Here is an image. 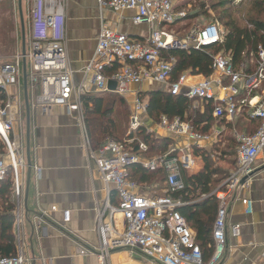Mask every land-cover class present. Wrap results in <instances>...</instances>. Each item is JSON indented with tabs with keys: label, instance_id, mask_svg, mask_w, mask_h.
Returning <instances> with one entry per match:
<instances>
[{
	"label": "built area",
	"instance_id": "1",
	"mask_svg": "<svg viewBox=\"0 0 264 264\" xmlns=\"http://www.w3.org/2000/svg\"><path fill=\"white\" fill-rule=\"evenodd\" d=\"M239 0H233L234 3ZM65 0H32L29 29V52L23 57L15 56L11 61L0 65V91L6 95L5 103L0 105V141L6 148L0 154V182L8 175L14 185L16 200L14 231L17 254L0 258V264H26L21 225L24 198V182L21 171L25 168L20 147L14 138V124L19 122L20 101L13 99L10 90L22 83V60L29 62L27 78L32 86L31 106L43 113L56 107H66L83 120L82 97L88 95L87 86L95 94L112 93L122 99L130 98L132 115L129 132L135 135L141 128L152 125L147 116V100L142 99L141 87L145 84L165 88L172 96L182 91L193 102L194 109L205 111L210 105L211 117L216 121L233 122L244 109L249 117L259 121V128L252 135L235 134L237 141L236 166L221 187L210 195L215 197L218 209L213 224V253L204 262L196 235L178 212L188 202L173 199L168 194L184 189L183 173L194 175L200 169V162L193 154L209 150L220 131L200 134L191 129L187 122L175 117L169 120L161 116L157 129L171 141L166 153L146 157L147 145L138 142L134 151V138L123 141H108L93 148L86 138L87 161L99 175L107 190L113 187L117 195V206L106 205L97 211L96 233L98 237L97 255L105 258L116 250H127L140 255L150 264H220L226 250L228 207L240 189H246L253 171L252 165L264 147V48L257 52L256 68L251 73L233 71L230 59L222 54L213 58V75L200 82L189 84L193 76L181 75L177 81L170 82L174 59L169 61L161 56L162 51L195 50L203 51L206 46L221 42L222 34L216 23L194 27L181 40H177L167 27L185 17L184 12H176L171 0H98L100 11H134L132 22L146 25L150 32L144 41L131 40L126 34L102 27L97 37L93 56L84 69L80 85L74 82V73L69 68L67 56ZM86 77V78H85ZM88 77V78H87ZM109 82L115 84L109 91ZM227 82V83H226ZM132 87H136L132 90ZM255 101V102H254ZM254 102V103H253ZM210 103V104H209ZM145 117L147 123H143ZM147 133L150 135L154 132ZM155 134V133H154ZM159 139V135H151ZM139 166L149 172L163 170L166 175L165 196H151L129 179L128 169ZM37 179L41 170L37 169ZM10 173V174H9ZM246 214L251 213V202L245 200ZM108 209L110 220L105 223ZM121 217L120 230L112 217ZM63 221H69V212H63ZM232 235H239L237 226L231 228ZM78 256L89 255L88 251L77 249ZM46 264V260H42ZM264 264V261L263 263Z\"/></svg>",
	"mask_w": 264,
	"mask_h": 264
},
{
	"label": "crops",
	"instance_id": "2",
	"mask_svg": "<svg viewBox=\"0 0 264 264\" xmlns=\"http://www.w3.org/2000/svg\"><path fill=\"white\" fill-rule=\"evenodd\" d=\"M64 10L68 65L74 73L76 85H80L84 78V69L93 56L102 27L126 34L131 40L137 41H144L150 32L148 26L132 22L134 11H100L98 0H66ZM203 78L193 76L188 83H198ZM87 88L90 93L83 97L114 96L112 93L95 94L93 88ZM156 88L159 87L145 84L141 92H151ZM135 89L132 87V90ZM82 107L84 117L83 102ZM31 108L32 170L27 211L23 207L21 225L26 264H43L42 260H46V264H150L140 255L127 250L112 251L102 262L96 253L97 211L106 205L117 206L116 191L113 187L109 190L105 188L98 173L87 161L84 146L88 135L84 121L67 108L56 107L44 113L37 107ZM219 122L224 125L233 123ZM152 125L154 128L148 131L155 134L151 135L165 139L161 138L164 133L157 129L156 123ZM18 128L19 123H15L13 136L20 144ZM217 130L220 134L206 152H211L224 133L223 126L215 125L209 134L213 135ZM196 159L202 168V160ZM37 169L41 170L39 179ZM252 169L248 186L237 192L228 207L226 250L220 264H262L264 261V147ZM21 175L25 182L26 166ZM245 200L251 202L250 214H246ZM64 211L69 212L68 222L63 221ZM105 213L104 221L107 223L110 220L108 209ZM112 220L120 230V215L114 214ZM235 226L240 231L237 237L231 232ZM77 249L88 251L89 255L78 256Z\"/></svg>",
	"mask_w": 264,
	"mask_h": 264
},
{
	"label": "trees",
	"instance_id": "3",
	"mask_svg": "<svg viewBox=\"0 0 264 264\" xmlns=\"http://www.w3.org/2000/svg\"><path fill=\"white\" fill-rule=\"evenodd\" d=\"M196 4L204 16L208 15V11L214 12L218 20L223 22L226 32L221 42L206 46L203 51H162L163 59L167 61L174 59L175 61L170 82L177 81L184 73L210 78L214 72L213 58L219 54L230 59L233 71L253 72L256 68L258 49L259 47L264 48V20L261 18L264 16V0H247L239 7L240 9L234 11L229 8V0H203ZM186 5L187 3L183 4L179 9L185 8ZM196 18L197 14L192 16L186 14L183 19L177 20L173 26L181 27L175 30V33L186 30ZM250 60L251 63H248ZM117 99H119L120 107L123 106L122 98L116 95L107 98L101 95L83 97L84 124L91 146L98 148L106 142V139L123 141L127 137H135L134 151H137L138 142L143 141L148 148L144 156L155 157L166 153L171 144L169 139H153L144 128H141L135 135L128 136L126 126H128L129 115L125 110L127 108L122 110L119 107L115 110ZM142 99L147 100V116L152 123H158L161 116L169 120L178 117L187 122L193 131L200 134H209L215 125L224 127V133L219 142L213 146L214 148L222 143L224 148L221 151H214L212 148L211 152L193 148V154L202 160L203 167L191 176L184 172V189L168 194L175 200L181 199L188 202L187 205L180 207L178 212L195 232L196 244L202 251L204 262H207L213 253L212 231L218 202L215 197L202 199L201 196L210 195L218 184L217 177L224 176V180L235 169L237 160L235 131L252 135L259 128L260 123L249 117V110L246 108L233 123L224 125L212 119L210 105H204V112L194 109L193 102L186 98L184 91L177 96H172L167 89L159 87L151 92L142 93ZM5 101L6 95L0 91V105ZM5 153L6 148L0 141V154ZM213 157L233 158L227 163L231 169H214ZM128 173L129 179L138 186L150 187L152 184L154 187L157 186L152 188V192L149 193L151 196L166 195L163 192L166 189V175L163 170L149 172L139 166H132L128 169ZM115 197L117 200V195ZM15 211L14 185L8 175L4 181L0 182V258H8L17 254V240L14 231Z\"/></svg>",
	"mask_w": 264,
	"mask_h": 264
},
{
	"label": "rangeland",
	"instance_id": "4",
	"mask_svg": "<svg viewBox=\"0 0 264 264\" xmlns=\"http://www.w3.org/2000/svg\"><path fill=\"white\" fill-rule=\"evenodd\" d=\"M202 1L203 0H171L175 13L184 12L185 16L186 14H189L190 16L197 14V18L193 20L191 22V25L186 30L182 31L181 33H175V30H177L181 26L174 27L173 25H170L169 27L173 26L170 29L169 27H167L169 32H171L177 40L183 39L184 38L183 35L186 36L191 31V29H193L194 27H203L213 22L218 24L222 36L226 32L223 26V22L221 20H218V17L216 16L214 12L208 11L207 16L206 15L204 16L203 14H201L200 9L197 8L198 4L196 3H200ZM229 1H230L229 8L231 9V11H234V10L240 9L239 7H241V5L246 3L247 0H239L236 3H234L233 0H229ZM185 3H187L186 7L179 9V7H181ZM31 8H32V0H22V11H23V19H24L25 35H26V52H29V40H30L29 39V29H30ZM261 18L262 20H264V16ZM18 54H21V33H20V25H19V17H18L17 0H0V65L11 61ZM248 63H251V60ZM27 71H29L28 61H27ZM27 89H28V98H29V103H30V117H31L32 115L31 99H32L33 90H32L31 84L29 83L28 78H27ZM11 93L12 95H14L12 98L18 99L21 103L20 117H19V122H18L19 123V128H18L19 129V140H20L19 147H20V154L22 156L23 162L26 165V159H25L26 158L25 157V148H26L25 147L26 145L25 143V119H26V116H25V109H24V104H23V80L19 87L13 88V91ZM123 102H124L122 104L123 106L120 107L119 99H117V103L114 109L116 110L120 107V109L123 110L124 108H127L125 110L127 114L129 115L128 117L129 120L127 122L128 126L126 127L129 132V121L132 115V107H131V103L129 99L123 100ZM142 120H143V123H147V120L145 119V117H143ZM83 121L85 122L84 117H83ZM153 128H154L153 125L151 126L147 125V129L151 130ZM30 133L32 134V129ZM235 133L238 135L245 134L244 132L240 133L237 131H235ZM31 134H30V158H31V140H32ZM108 141H111V140L106 139V142ZM223 148H224V145L221 143L215 146L213 149L214 151L215 150L221 151ZM232 160L233 158H228V157L227 159H224V158L220 159L218 157H213L212 162L214 164V169L216 170L231 169L227 163H229V161L231 162ZM26 171H27V168H26ZM223 178L224 176H222L221 178L219 177L216 178V181H218V184L214 190L222 186L225 180V179L223 180ZM155 187L153 184L150 185V187L140 186V189L142 191H139V192H143V194L144 193L149 194L150 192H152L151 191L152 188H155ZM24 189H25V182H24ZM139 260L140 262H142V259H139Z\"/></svg>",
	"mask_w": 264,
	"mask_h": 264
},
{
	"label": "water",
	"instance_id": "5",
	"mask_svg": "<svg viewBox=\"0 0 264 264\" xmlns=\"http://www.w3.org/2000/svg\"><path fill=\"white\" fill-rule=\"evenodd\" d=\"M18 4V16L19 23L21 29V55L24 57L26 55V35H25V25L23 19V11H22V0H17ZM22 80H23V101H24V109H25V157H26V179H25V189H24V198H23V207L27 211V202L29 196V188H30V179H31V158H30V132H31V117H30V103L28 98V89H27V70H26V60L23 58L22 60ZM109 91H114L115 84L113 82H109L107 85Z\"/></svg>",
	"mask_w": 264,
	"mask_h": 264
},
{
	"label": "bare ground",
	"instance_id": "6",
	"mask_svg": "<svg viewBox=\"0 0 264 264\" xmlns=\"http://www.w3.org/2000/svg\"><path fill=\"white\" fill-rule=\"evenodd\" d=\"M60 108V107H59ZM62 108H66V107H62Z\"/></svg>",
	"mask_w": 264,
	"mask_h": 264
}]
</instances>
